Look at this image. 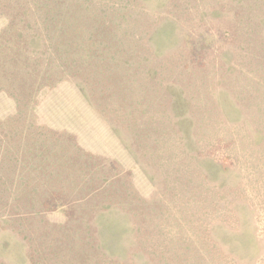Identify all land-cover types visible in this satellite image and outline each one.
<instances>
[{
	"label": "rangeland",
	"instance_id": "obj_1",
	"mask_svg": "<svg viewBox=\"0 0 264 264\" xmlns=\"http://www.w3.org/2000/svg\"><path fill=\"white\" fill-rule=\"evenodd\" d=\"M0 264H264V0H0Z\"/></svg>",
	"mask_w": 264,
	"mask_h": 264
}]
</instances>
